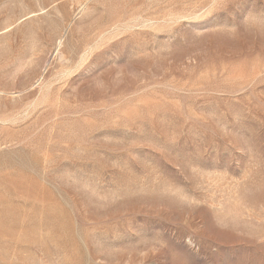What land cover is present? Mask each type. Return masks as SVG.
Here are the masks:
<instances>
[{
	"label": "rangeland",
	"instance_id": "1",
	"mask_svg": "<svg viewBox=\"0 0 264 264\" xmlns=\"http://www.w3.org/2000/svg\"><path fill=\"white\" fill-rule=\"evenodd\" d=\"M0 264H264V0H0Z\"/></svg>",
	"mask_w": 264,
	"mask_h": 264
}]
</instances>
